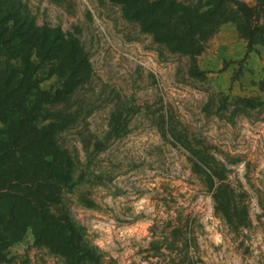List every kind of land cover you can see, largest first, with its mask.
<instances>
[{
  "label": "rangeland",
  "instance_id": "obj_1",
  "mask_svg": "<svg viewBox=\"0 0 264 264\" xmlns=\"http://www.w3.org/2000/svg\"><path fill=\"white\" fill-rule=\"evenodd\" d=\"M23 1L38 25L78 39L89 62L73 83L44 66L40 85L67 94L45 107L46 122L61 126L57 138L74 182L56 208L102 255L100 264L176 257L181 221L189 243L197 235L206 264H264V44L250 46L223 23L192 59L167 52L121 0ZM184 136L232 162L230 179L249 203L248 228L233 231L215 214L210 189L191 171ZM8 251L0 264H70L37 243L31 229Z\"/></svg>",
  "mask_w": 264,
  "mask_h": 264
},
{
  "label": "trees",
  "instance_id": "obj_2",
  "mask_svg": "<svg viewBox=\"0 0 264 264\" xmlns=\"http://www.w3.org/2000/svg\"><path fill=\"white\" fill-rule=\"evenodd\" d=\"M129 17L140 22L156 42L170 53L194 59L223 23H232L250 46L264 44V0L250 5L243 0H132ZM79 40L67 37L60 27L38 25L23 0H0V261L9 246L31 229L37 243L63 254L70 264H100L102 255L84 241L67 212L56 208L62 193L71 188V161L60 146L58 121L45 114L47 103L64 92L42 88L41 70L48 65L67 83L79 82L89 69L80 55ZM194 62L191 71H195ZM61 93V94H60ZM240 104L253 107L250 99ZM193 174L207 186L215 214L233 231L251 225L246 192L230 179V160L218 157L209 145L182 137ZM181 221L177 256L165 254L155 264H206L183 233Z\"/></svg>",
  "mask_w": 264,
  "mask_h": 264
}]
</instances>
